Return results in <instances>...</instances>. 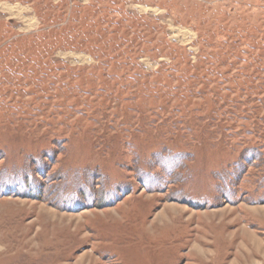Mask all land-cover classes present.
I'll return each instance as SVG.
<instances>
[{
	"label": "rangeland",
	"instance_id": "374dc122",
	"mask_svg": "<svg viewBox=\"0 0 264 264\" xmlns=\"http://www.w3.org/2000/svg\"><path fill=\"white\" fill-rule=\"evenodd\" d=\"M0 264H264V0H0Z\"/></svg>",
	"mask_w": 264,
	"mask_h": 264
},
{
	"label": "bare ground",
	"instance_id": "6f19581e",
	"mask_svg": "<svg viewBox=\"0 0 264 264\" xmlns=\"http://www.w3.org/2000/svg\"><path fill=\"white\" fill-rule=\"evenodd\" d=\"M2 9L5 10L6 12H8L10 14V16L21 15L24 12V10H25L23 7H21L19 5L14 7V6L9 5V4H3L2 5ZM141 10L144 11V12L151 11V12H156V13H158L160 11L158 9L146 8V7H142V6H141ZM24 21L28 25V28H31V27L34 26L33 19H29V20L24 19ZM172 34L174 35L175 39H178L181 42H186L188 38H190V40H191V38H193L191 33L188 30H184V29H181V28L173 27L172 28ZM72 56H75V55H72ZM86 60H88V59H86Z\"/></svg>",
	"mask_w": 264,
	"mask_h": 264
}]
</instances>
